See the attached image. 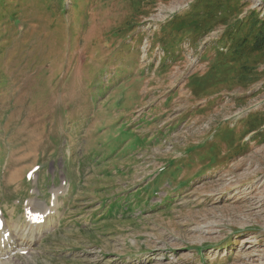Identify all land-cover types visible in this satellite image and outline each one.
<instances>
[{"label": "rangeland", "instance_id": "1", "mask_svg": "<svg viewBox=\"0 0 264 264\" xmlns=\"http://www.w3.org/2000/svg\"><path fill=\"white\" fill-rule=\"evenodd\" d=\"M225 1L0 0L1 217L54 206L9 264H264V33L216 64L264 0Z\"/></svg>", "mask_w": 264, "mask_h": 264}, {"label": "bare ground", "instance_id": "2", "mask_svg": "<svg viewBox=\"0 0 264 264\" xmlns=\"http://www.w3.org/2000/svg\"><path fill=\"white\" fill-rule=\"evenodd\" d=\"M35 203L34 202L32 203V207L35 206ZM39 211L41 213L43 212L42 206ZM29 225H30V229L28 232V236L26 237L21 236V235H25L24 231L21 232L20 234L19 231H16L12 228H8L4 225V228L0 230V256H2V258L4 255L10 254L19 249L23 250V249L32 248L35 244L39 242V240L41 239L40 233L43 228L42 224L33 223V220H31V223ZM10 261L9 259H7L5 261H1L0 264H9Z\"/></svg>", "mask_w": 264, "mask_h": 264}, {"label": "trees", "instance_id": "3", "mask_svg": "<svg viewBox=\"0 0 264 264\" xmlns=\"http://www.w3.org/2000/svg\"><path fill=\"white\" fill-rule=\"evenodd\" d=\"M228 1V3H233L235 1V4L232 5L230 8H228L227 10H235L236 7H238L239 2H241V0H226L224 3H226ZM254 15H251L250 18L246 17L243 21L250 23L253 20H255ZM229 20V19H228ZM247 20V21H246ZM225 21H227V19H225ZM231 23V22H230ZM242 24L243 22L241 20L237 21L236 26L234 27V31L232 33H229L228 36H232L234 34L235 36V42L232 46V48H230L232 50V53H230L227 57H222L221 52L219 53V56L216 57L217 63L220 66H227L228 64H233V61L236 59L235 56H238L240 52H243V49L245 48V46H248L250 44L253 45V38L247 37L248 35H250L251 37L254 35H257V31H258V35L260 36L261 32L264 33V26H259V23L257 22V24L255 25L254 30L255 31H250L246 36H242L243 32H242ZM254 34V35H253ZM264 34H261V37H263ZM254 42H256V47H262L264 44V41L262 39H255ZM103 83H100L99 85L101 86Z\"/></svg>", "mask_w": 264, "mask_h": 264}]
</instances>
